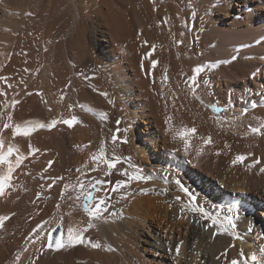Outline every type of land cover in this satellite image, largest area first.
Listing matches in <instances>:
<instances>
[{
	"label": "bare ground",
	"instance_id": "6f19581e",
	"mask_svg": "<svg viewBox=\"0 0 264 264\" xmlns=\"http://www.w3.org/2000/svg\"><path fill=\"white\" fill-rule=\"evenodd\" d=\"M2 1L9 4L13 3L14 6H19L23 3L21 0ZM159 1H163L164 6H162L158 0H129V3H124L122 0H75L76 6L74 7L75 4L72 5V7L70 5L68 8L72 13L74 10V21L73 23L71 21V26H74V30L69 32V38H71V40L68 43L66 42L68 45L66 49L65 47L63 48L65 50L62 52V56H58L55 52L57 48H55L56 50L54 51H52V49V52H49L51 54L47 52L48 50L45 51V49H47V43H51V39L49 40L47 36L54 34L57 39H61L62 35L63 38L65 37L63 34L64 27H60V25L66 20L61 24H59L58 21L57 25H59L60 29L55 28V30L53 28L54 33L52 34L50 33L53 32V30L51 31L52 28H49V31H51L49 35L46 31L41 32L46 28L44 29L41 24H38L43 28H40V30L42 29L39 31L40 34H44L45 38L42 40L37 34L42 41L40 39L36 40L38 42L40 41L41 44L37 42L39 45L37 43V45H34H36L35 47L38 46V48L41 45L39 54L42 60H39L38 52H36L38 55L36 57H38V59L36 58V60H34L33 57V60L30 59V55L28 56V53L25 54V50L24 54L28 56L30 60L26 59V61L22 58L23 61H21L18 58L19 56L14 55L15 57L11 56L13 58L11 60L9 59V61V57L6 56L8 54L7 52V54H5L6 57L3 56L2 63H0V76L6 77L7 83L0 81V113H3V116L0 117V127H2L5 118L7 121V116L9 114L13 115L12 121L14 124L18 123L23 125L27 121H34V119H29L31 118L29 114V118H27V112L34 109V103L37 101L39 102V100H37L39 97H42L44 100L45 98L48 99V106L44 107L45 105L42 104L44 106L41 107L38 105V107H44L43 109L47 108L49 113L45 121L44 119L39 120V118L34 122L41 121L42 123H50L52 119H68V117H66L67 115H65L67 111L65 110V114V111L62 112L64 109L62 106H67L63 104L68 102L64 101L65 103H62L63 100H60L62 93L66 90L63 91L62 89L64 88L62 80L69 72H73V70L78 71L79 69H85L87 71V73H84L87 79L84 78L83 74L78 75L81 72L76 73V76H82L84 79L80 77L79 82L75 85L77 95V100L75 99L77 101L75 108L78 107L80 111L82 110L88 120L91 121L93 119L95 121L97 119L100 121L102 126L103 124L106 126L107 123L100 116V113L106 111L109 116H113L115 111L116 114L119 115L116 119L121 120V123L118 125L120 128V139L115 144L111 142L113 130H108V126L110 127V125L105 128L104 132L106 135L104 137L95 135L94 132L96 131H94L92 133L94 136H98L97 140L96 137L92 138L95 140L91 142L88 140L90 138L84 141L83 138L81 139L79 137L74 139L72 137L74 140L72 141L73 144L70 143L71 145L65 142L66 137L63 138L64 129L67 125L62 123L57 124L52 129L37 128V130L29 136L13 137L11 129H9V131L3 130L2 133H0L5 141V151L8 145L17 146L20 152L25 155L29 152L30 145L33 148L39 149L37 153L29 157L24 164L13 173L14 179L12 182L15 187L11 190H6L7 195L0 197V215L15 213V215L11 216L10 220L5 222L4 229L0 230V261L6 260L11 254H17L16 252L20 253L21 259L23 260L30 256V252L23 253L19 248L25 244V238L28 237L31 229H33L34 223L37 220L36 217L40 213V210L36 209V202L33 203V201H35L33 199L34 194L31 193V176L36 171L43 169V166L44 169L47 168L49 161L53 162L45 175L47 186L45 209L47 212L50 211V213L55 215L60 212L62 206L63 208L67 206L69 211L66 213V217H64L67 218L72 225L74 223H79L81 227H84L87 224L86 219L88 216L82 209L83 200L81 198L77 201L75 199L77 193L72 192L71 188L69 189V193L72 194L73 199H68L67 196L69 193H66L65 199L60 200V193L63 185L65 183L75 185L78 181L86 182L90 177L111 180L113 184L116 181L126 179L122 174L123 169L128 168L130 174L134 170L125 159L127 157H131V164L136 165L142 170L141 174L145 176L150 175L152 179L146 182H132L126 189L127 192L131 193L127 199H118L120 194H112L113 208L110 209L109 212L113 210L118 212L122 209V216H111L109 213H105V219L96 220L100 227L97 228L102 229V231L100 230V234L101 232L102 234L105 233L106 236H104L106 238L109 237V241H111L110 238H112L111 243L116 246L115 248L119 251L117 253H120L125 261L127 259L129 263L136 264L131 260L132 257H135L137 262L142 261L145 264H226L225 258L217 260V256L226 249L228 250L227 260L239 258L241 250H243L245 255H250L252 252H257V254H259V245H264V172L260 171L261 168H264V137L246 135V129L243 130V134H239L240 129L239 131L237 130L239 122H243V118L247 121L246 118L249 120L253 115H251V118H249V115V117L246 115V118L245 116L240 117L241 120L239 119V122L234 119L233 115L236 117V114L242 111L244 108L242 106L244 102L242 101L243 99L246 101L250 95H253V89H258L259 92L264 90V73L263 75L261 73L254 74L255 80H251L253 74L250 73L249 75L241 71V66L243 65L242 60H240L241 58L230 65L232 69L230 72L226 71L227 66L221 63H219L220 65H218V68L215 70H213L214 68H210L213 70H210L211 72L207 69L209 65L208 67L206 65L205 71L200 73L198 77L197 83L199 87L194 96L191 89L185 83L187 80H184L191 77L194 74L195 67H197V64L192 65L190 59H193L196 55L197 48L201 47L204 49L203 47L207 46H203V43L206 37H209L215 29L220 32V37H218L219 41L216 39V45L214 46L212 44L216 47V50L220 48L217 46L220 45L221 41L225 44L226 41H229V37H231L234 32L232 29H239L237 23L231 20L230 17L232 15V0L229 1V8L228 6L226 7V5L223 6V4L221 7L219 4V6H216L213 2L207 4L208 0ZM255 1L262 2L261 0ZM27 2L26 0L25 3ZM65 2L66 7L67 4H69V0H65ZM234 2L236 3L237 0ZM29 3L26 5L29 6ZM22 5L25 4L23 3L21 6ZM182 6L186 7V13L181 11L183 10ZM161 8L170 10L171 13H180L181 15L184 14L188 16V19L182 18V20H187V23L190 22L188 27H185L183 23L184 25L182 24L181 26H184L185 30L183 28L184 31H182L181 26L179 27V24H177L181 17L180 14H176V21H178L176 23L178 25L176 29L173 27L172 29L166 27L165 24V27H160L159 25V27L156 25L155 28L150 27L147 23L148 20H152V16L154 19L153 24H160L157 23L158 21L155 22L154 17L157 14L156 11H159ZM31 9L32 8H30V10ZM250 9H252V7ZM197 10L203 12V14L201 12L203 17L202 20L206 22V19L207 22H209V24L206 22V25L209 27L205 25L201 27L200 24L199 27L198 24L192 27V23L195 22L192 19V13ZM236 10H241L239 4H236ZM0 14V19L2 20L3 12ZM6 15L7 14L4 16ZM174 16L175 14L172 19H174ZM156 17H158V15ZM5 18L9 21V17ZM198 18L196 20L199 21ZM47 19H49V17ZM18 20L20 21V19L14 20L11 18L9 23H20ZM215 23H220L227 27L217 29L215 28L216 26H214ZM251 23L252 21L250 20L249 24ZM22 24L23 22L21 25ZM246 24H248V21ZM17 25L21 28L20 24ZM17 25L15 26L17 27ZM62 25L67 26L65 23ZM23 26H25V23ZM31 26H34V24L29 27L31 28ZM201 29L203 30L201 31ZM240 29L242 31V28ZM23 30L24 29H22V31ZM26 30L25 32L27 33L28 30ZM247 30L250 32L246 33V35L250 33V35L254 36L255 34V36L260 37L264 35V22L256 24L253 29L250 27V29L248 28ZM208 31L209 33H207ZM204 32L206 33V37ZM238 32L236 31L233 36ZM34 33H38V31ZM45 34H47V36ZM19 35L17 36L19 37ZM197 35L199 36V40L195 39ZM27 36H29L28 33ZM37 36H34V34L33 37L31 36L34 42V37L37 38ZM239 36H237V38ZM23 37H26V34L23 35ZM41 37L43 36L41 35ZM14 38L15 41L17 37ZM26 39L22 41L26 42ZM144 41L148 43L145 45ZM179 41L183 42L179 43ZM210 43L208 44L209 48L213 47L210 46ZM28 44L29 43H27V45ZM51 44L54 45L53 43ZM19 45H17L16 48H18ZM57 45L55 47H57ZM152 45L156 46L155 52L150 59H144L145 55L151 50ZM22 47L27 51L28 47L24 48L26 44L22 43L21 49ZM16 48L13 50L16 51ZM38 48H36V50ZM50 48H52V46ZM11 49L9 48V50ZM260 50H262V48ZM22 51L23 50H21V52ZM16 52L17 55H19V52ZM217 53L220 54L221 52ZM25 55L23 57L27 58ZM151 59H155L159 63L156 69L149 74L148 70L150 68ZM196 59H193V61L195 60L196 62ZM142 63L143 68L141 67ZM203 64L206 63L204 62ZM200 65L198 64V66ZM165 70H167L168 80L162 83L161 80L165 74ZM69 74L72 75V73ZM21 79L24 81L23 84L20 83ZM68 79H71V77ZM153 79L155 82H153ZM204 80H209L211 82L210 85L206 86L203 83ZM90 81L94 82V86L90 84ZM8 84H11L13 87L8 88ZM247 86H249L250 91L245 92ZM36 88L42 90L41 92L43 93L40 94L41 92L39 93L37 90V92L34 91ZM58 88L62 90H58ZM242 90L246 93L244 97L241 95ZM33 91L37 96L33 94ZM5 92L7 93V97ZM103 92H107L108 96L102 95ZM28 93H31V95ZM43 96L46 97L44 98ZM242 97L243 99L241 100ZM42 98L40 99L44 101ZM12 99L20 101L14 109L10 107ZM201 99L203 100V104L206 103L208 106L216 104L221 108V112L216 113L210 107H208V110L202 109L203 105L199 103ZM109 100H111L112 103H109ZM222 101L224 103H222ZM173 102L175 103V107H173ZM5 103L9 105L8 108L4 107ZM70 103L74 105L72 102ZM33 104L34 106H32ZM108 106L110 108H108ZM69 107L67 106L68 110ZM41 108L38 110H41ZM89 109H91V111H89ZM262 109L254 110L255 112L252 111V113H259L258 115H263L262 118L264 119V111ZM249 110L248 113L250 112L251 114V109ZM45 111L46 109L43 110L44 113ZM201 111L205 112L207 115V117H203L204 120L207 118L206 122H204V120L202 122L201 120L202 115H205L203 113L201 115ZM29 113L31 114V112ZM33 113L36 115V111ZM71 113H75V111ZM239 116H241V114ZM256 117L259 118V116ZM251 120L249 122H251ZM228 121H234V123L229 125L227 123ZM88 123L90 124V122ZM93 123L95 125L97 122ZM193 125L197 128V133L191 138L188 153L185 154L184 141L179 138L177 133L182 131L184 127H192ZM82 126H84V124ZM91 127L89 129H91ZM71 128L72 127H70V129ZM232 128H234V130ZM125 129H127V132L124 131ZM86 133L88 132L86 131ZM209 134L213 138V143L203 146L200 137H207ZM125 136L127 137V143L122 142ZM174 136L176 137L175 139L173 138ZM86 140H88V142ZM102 144L105 145L109 155L114 153L115 156L121 158V162L112 170V174L109 177H104L103 173L106 170V166L102 163L100 164L99 170L89 171V169L96 166V162H94L91 157L93 153L99 151ZM58 147H60L62 151L61 154L66 153L68 156L66 160H63L64 163L61 162L62 164L59 163L60 159L58 157L60 155L57 157L58 151H56V148ZM201 148H203L201 154L197 155V152L200 151ZM217 152L220 154L217 155ZM249 152L254 155L249 157L243 164L232 165L231 161L236 155L247 154ZM254 159H259L261 163L259 165L253 164ZM85 165H87V167H84ZM63 167H65V169ZM61 168L64 169V175H61V173H63ZM76 169H81L87 175H81ZM60 170L61 172L59 173ZM6 172L7 167L0 166V173L6 174ZM203 172L204 174L208 172L206 174L207 176H203ZM63 176V181H57L51 189L48 188V184L52 183V179ZM176 179H180L185 186L189 187V189L197 195L196 203L199 208L203 209V212H192L191 209L188 208L181 214L180 208L183 203L187 202L188 197L182 193L175 184ZM201 179L205 180L204 185H206V187L204 188H202L199 183ZM141 189H148V192L142 193ZM165 189L167 190L166 192L164 191ZM230 190H234V192L236 190L234 195H230L232 196L231 199L228 195ZM97 195H99V193H97ZM178 195L181 196V201L179 202L175 200V197ZM58 204L60 205L59 207H57ZM229 207H238L240 210V218L237 221L236 231L241 238L236 239L232 235L226 233L216 235L215 238H213L215 227H206V225L211 224V221L205 220L204 212L219 215L223 218ZM37 224L39 223L37 222ZM250 226L253 227L252 233L247 231ZM180 241H183V244L180 247L179 255L176 256L174 250ZM233 244L235 247H231ZM169 248H171L172 251H169ZM29 249L30 248H28V250ZM49 252L50 251L39 259L40 264H49L46 259L49 257V254L54 258H58L57 256L60 254L52 252L51 254ZM91 253L94 254V252ZM102 253H100V257H103ZM106 254L108 256V253ZM109 254L112 255V253ZM95 255H90L91 257L88 258L87 261L85 259L86 262L84 261L83 264H95V261L98 263L100 262V264L105 263L106 260L100 261V259L103 260V258L99 259V254L95 253ZM114 255L116 254L112 256L114 257ZM112 256L107 260L111 261ZM115 257H118V255ZM115 260L119 261L117 258ZM122 260L120 259V261ZM22 262L23 261L20 260L19 264ZM58 262L60 261L58 260ZM142 262L139 263L142 264ZM117 263L119 264V262Z\"/></svg>",
	"mask_w": 264,
	"mask_h": 264
},
{
	"label": "rangeland",
	"instance_id": "374dc122",
	"mask_svg": "<svg viewBox=\"0 0 264 264\" xmlns=\"http://www.w3.org/2000/svg\"><path fill=\"white\" fill-rule=\"evenodd\" d=\"M28 2L27 3H25L26 2V0H21V2H23L25 5L26 4H28L29 2V6H31V7H29V6H25V5H22L21 6V4H23V3H21L19 6H14L13 5V3H6V2H3L2 0H0V13H2L3 12V14H2V16H3V19L1 20L0 19V54H1V57H0V63H2V59H3V56H5V54H7L6 56L7 57H9L8 58V60L10 59H12L13 57H15V56H19L18 58H19V60H21V61H23V59L24 60H26V59H28L29 57V55H30V59H32V57H33V59L34 60H36V58L38 59V57H36V56H38L39 55V60H42V59H40V51L41 50H39V48L41 47V45H40V47L38 48V46L37 47H35L39 42L38 41H36V40H39L40 38L43 40V38H45L44 37V34H40V32L39 31H41L43 28L45 29V30H42L41 32H43V31H46L47 32V34L49 35V32H51L52 30H53V32H51L50 34H52V33H54V29L55 28H59L60 29V27L62 26V27H64L63 29H64V32H66V33H64L63 32V34H64V38H63V35H62V40L61 39H57V37L54 35V34H52V35H50V36H47V34H45L47 37H49V40H50V42L51 43H53L54 45H52L51 43H47V52L49 53V52H52V51H54V50H56L55 48H57V51H55L57 54H58V56H62V52H64V50L67 48V43L68 42H70V40H71V38H69V36H70V33L69 32H71V30H74V26L72 27L71 25H72V23H73V21H74V15H73V13H74V10H73V13L72 12H70L69 11V6L71 5V7H72V5H74L75 4V0H69V4H67V6L65 7V5H66V2H65V0H31L32 1V4H31V1L30 0H27ZM33 1H34V4H33ZM122 1H124V3H129V0H122ZM206 1V0H205ZM209 1V0H208ZM207 1V4H209V3H211V2H213L214 3V5H216V6H219L220 5V7H221V5L223 4V6L224 5H226V7L228 6V8H229V4H230V0H227V2H226V0H220V2H219V0H212V1H209L208 2ZM215 1V2H214ZM234 1H236V0H232V5H231V8H232V11H231V20H233L234 22H236L237 23V27L239 26V29H232V31H234L233 32V35L235 34V32L237 31H239L235 36H231V37H229V41H226V44L223 42V41H221L220 42V45L219 46H217V47H220V48H217V50H216V47H214L215 45H216V43H217V40L219 41V38L218 37H220V32H218V31H216V29H215V31L214 32H212L211 33V35H209V37H206V31L204 32L205 33V37H206V40L204 41V43H203V46L205 45H207L206 47H203L204 49H202L201 47H199V48H197V50H196V58H195V56H194V58L193 59H196V62H195V60L193 61V59H190V62L192 63V65H196V66H198V64L200 65H203L204 67H206V65H207V67H208V65H209V68H207L208 69V71L209 72H211V71H213V70H215L216 68H218V65H220L219 63H221L222 65H226L227 66V68H226V71H232V69L230 68V65L231 64H233L237 59H240V60H242V63H243V65L241 66V71L242 72H244V73H246V74H249L250 75V73L251 74H253L252 75V77H251V80H255V75L254 74H257V73H261L262 75H263V73H264V35H262V36H255V34H254V36L253 35H250V33H249V35L247 34L246 35V33H248V32H250L249 30H247L248 28L250 29V27H252V29L256 26V24H258V23H263L264 21V0H261L262 2H258V1H255V0H237V2L235 3ZM158 2H160L161 3V5L162 6H164L163 4H164V2L163 1H159L158 0ZM218 2V3H217ZM246 2V3H245ZM219 4V5H218ZM236 4H239V7H241V10L240 11H238V10H236ZM246 4V5H245ZM248 4V5H247ZM259 4V5H258ZM76 6V4L74 5V7ZM197 6V5H196ZM250 6V7H249ZM24 7H26V8H28V9H26V8H24ZM252 7V9H250ZM255 7V8H254ZM21 8V9H20ZM30 8H32L31 10H30ZM243 8V9H242ZM182 9L183 10H181V11H183V13H186L185 11H186V7L185 6H182ZM185 9V10H184ZM248 9V10H247ZM52 12V13H51ZM53 12H54V14H53ZM157 12V14H156V16L158 15V17H154L155 18V22H157V23H160V24H156V23H154L153 24V22H154V19H153V16H152V20H148V23L147 24H149L150 25V27H156V25L158 26H160V27H162V26H164V24H165V26L166 27H170L171 29H172V27L174 28V29H176V27H178V25L177 24H179V27L184 23L185 24V22L187 21H185L184 19H188V16H186V15H181L180 13H171V11L170 10H167V9H159V11L157 10L156 11ZM198 12V13H197ZM201 12L202 11H199V10H197V11H195V13H196V18H195V22H194V24L195 25H197L198 24V27L201 25V27H204V25L207 27L208 25H206V22H207V20L205 19V21L206 22H203L204 20H202L203 19V17H202V14H203V12H202V14H201ZM28 13H32L31 15H29ZM169 13V14H168ZM199 13H200V15H199ZM247 13V14H246ZM5 14H7L6 16H4ZM48 14H49V16H48ZM71 14V15H70ZM167 16H166V15ZM175 14V16H174V19H172L173 18V15ZM176 14H180L181 15V17L180 16H178V17H180L179 18V23H177L178 21H176V18H177V15ZM1 15V14H0ZM9 15V16H8ZM51 15H52V17H55V18H52L51 17ZM53 15H55V16H53ZM201 16V17H199V16ZM49 17V19L52 21H50L49 19H47L48 17ZM167 18H166V17ZM185 16V17H184ZM245 16V17H244ZM5 17H9V21H8V19L7 18H5ZM46 17V18H45ZM64 17V18H63ZM67 17H69V18H67ZM199 17V18H198ZM5 18V19H4ZM11 18H13L14 20H17V19H20V21L18 20V22H20V23H17V24H20L21 25V23L23 22V24L21 25V28H20V26L19 25H17V24H15V23H13V22H11V24L9 23L10 22V19ZM149 18V19H150ZM158 20H157V19ZM169 18H171V19H169ZM182 18H184L183 20H182ZM199 19V21L198 20H196V19ZM24 19V20H23ZM26 19V20H25ZM44 19V20H43ZM47 19V20H46ZM54 19V20H53ZM64 19V20H63ZM163 19V20H162ZM166 19V21H167V23H163L162 21H164ZM193 19V18H192ZM6 20H7V22H6ZM46 20V21H45ZM62 20V21H61ZM66 20V21H65ZM160 20H161V22H160ZM178 20V19H177ZM180 20H182V21H180ZM252 21V23L251 24H249V21ZM49 23H48V22ZM58 21H59V24H61L63 21H65V22H63L62 24H66L67 26H63L62 24L60 25V27H59V25H57L58 24ZM71 21H72V23H71ZM170 21V22H169ZM185 21V22H184ZM247 21H248V24H246L247 23ZM16 22V21H15ZM44 22H47V23H45V24H43ZM57 22V23H56ZM146 22H147V18H146ZM188 22V21H187ZM199 22V23H198ZM202 24H201V23ZM255 22V23H254ZM24 23H25V26H26V28H25V26H23L24 25ZM56 23V24H55ZM169 23V24H168ZM177 23V24H176ZM190 23V22H189ZM188 23V24H189ZM205 23V24H204ZM17 25V27L15 26V25ZM28 24H29V26L30 25H33L34 24V26H31V28L32 27H35V26H37V27H35V28H30L29 26H28ZM37 24V25H36ZM41 24L42 26H43V28H42V26H39V25ZM55 25V27H54V25ZM183 24V25H184ZM193 24V23H192ZM200 24V25H199ZM207 24H209V22H207ZM216 24H218V25H216ZM53 25V26H52ZM148 25V26H149ZM168 25V26H167ZM210 25H211V23H210ZM28 26V27H27ZM58 26V27H57ZM158 26V27H159ZM164 26V27H165ZM214 26H216L215 28H217V29H223L224 27H227V26H224L223 24H220V23H215L214 24ZM248 26V27H247ZM250 26V27H249ZM23 27V28H22ZM209 27V26H208ZM212 27V26H211ZM19 30H18V29ZM28 28H30V29H28ZM40 28H42L41 30H40ZM49 28L51 29V31H49ZM54 28V29H53ZM153 28V29H154ZM183 28H184V26H181V29H182V31H184L185 30V28H184V30H183ZM240 28H242V31H241V29ZM22 29H24L23 31L25 32V30L27 31V33H28V35L29 36H27V33L25 32V34H26V37H23V35H25L24 34V32L22 31ZM36 29H39V30H36ZM47 29H48V31H47ZM246 29V30H245ZM34 30H36V31H34ZM56 30V29H55ZM244 30V31H243ZM21 31V32H20ZM37 32L38 31V33H34V32ZM246 31V32H245ZM45 32V33H46ZM217 32V33H216ZM241 32H242V34H241ZM31 33V34H30ZM184 33H186V32H184ZM207 33H209V31L207 32ZM8 34V35H7ZM20 34V35H19ZM22 34V35H21ZM33 34H34V36H37V34H38V36H40V38L37 36V38H35L34 37V39H35V42H34V40L32 39V37H33ZM36 34V35H35ZM203 34V33H202ZM213 34V35H212ZM17 35H19V37L17 36ZM41 35L43 36V37H41ZM239 35H241V36H239ZM20 36H22V37H20ZM32 36V37H31ZM51 36H53V37H51ZM55 36V37H54ZM203 36V35H202ZM216 36V37H215ZM237 36H239L238 38H237ZM14 37H17L16 38V40H17V42H16V40L14 41ZM236 37V38H235ZM242 37V38H241ZM21 38H23V39H26L25 41L26 42H24V41H22L23 39H21ZM31 38V39H30ZM52 38H53V41H52ZM11 39H13V40H11ZM40 39V40H41ZM214 39V40H213ZM217 39V40H216ZM261 39V40H260ZM30 40V41H29ZM32 40V41H31ZM41 40V41H42ZM46 40V39H45ZM55 40V41H54ZM67 40V41H66ZM69 40V41H68ZM208 40H209V42H208ZM213 40V41H212ZM60 41V42H59ZM62 41H64V42H62ZM19 42V43H18ZM38 42V43H37ZM58 42V43H57ZM67 42V43H66ZM205 42H206V44H205ZM208 42V43H207ZM211 42V43H210ZM213 42V43H212ZM228 42V43H227ZM22 43L23 44H26V47H24V48H27V51H26V49H23V47H22V49H21V46H22ZM27 43H29L28 45H27ZM32 43V44H31ZM37 43V44H36ZM60 43H62V44H60ZM210 43V46H213V47H211V48H209V44ZM20 44V45H19ZM34 44H36V45H34ZM40 44H41V42H40ZM58 44V45H57ZM60 44V45H59ZM64 44V45H63ZM213 44V45H212ZM222 44V45H221ZM17 45H19V47L18 48H16V46ZM33 45V46H32ZM39 45V44H38ZM57 45V47H55ZM242 45V46H241ZM10 46V47H9ZM15 46V47H14ZM23 46H25V45H23ZM32 46V47H31ZM52 46V48H50ZM226 48H225V47ZM11 49V50H9V48ZM54 47V48H53ZM65 47V49H63ZM17 49L16 51H18L19 53V55H17V52L16 51H14L13 49ZM23 50L22 52H21V50ZM35 50H34V49ZM36 48H38L37 50H36ZM48 48H50V49H48ZM206 48V49H205ZM209 48V49H208ZM262 48V50H260ZM33 49V50H32ZM53 49V50H52ZM199 49H201V50H199ZM208 49V50H207ZM220 49V50H219ZM24 50H25V54H27L28 53V56H26L25 54H24ZM29 50V51H28ZM32 50V51H31ZM52 50V51H51ZM60 50V51H59ZM62 50V51H61ZM205 52H204V51ZM207 50V51H206ZM223 50V51H222ZM221 52L220 54H218L217 52ZM3 52H4V55H3ZM7 52V53H6ZM12 52V53H11ZM21 52V53H20ZM32 52V53H31ZM36 52H38L37 54H36ZM46 52V53H47ZM22 53H23V55H22ZM30 53V54H29ZM33 53H35V54H33ZM201 53V54H200ZM207 53V54H206ZM49 54H51V53H49ZM61 54V55H60ZM242 54H243V56H242ZM9 55V56H8ZM15 55V56H14ZM20 55H22V56H20ZM26 56L27 58H25V57H23V56ZM211 55V56H210ZM216 55V56H215ZM225 55V56H224ZM5 56V57H6ZM11 56H13V57H11ZM207 56V57H206ZM233 56H235L236 57V59L235 60H232V57ZM241 56V57H240ZM21 57V58H20ZM203 57V58H202ZM212 57V58H211ZM217 57V58H216ZM18 58H16V59H18ZM23 58V59H22ZM192 58V57H191ZM200 58V59H199ZM202 58V59H201ZM207 58V59H206ZM211 60H210V59ZM7 59V58H6ZM30 59H28V60H30ZM32 59V60H33ZM7 60V61H8ZM9 60V61H10ZM15 60V59H14ZM38 60V61H39ZM207 60H208V63H207ZM219 61V62H217V61ZM8 61V62H9ZM18 61V60H17ZM27 61V60H26ZM198 61V62H197ZM213 61V62H212ZM226 61H231V62H226ZM255 61V62H254ZM6 62V61H5ZM18 62H20V61H18ZM201 62V63H200ZM206 63V64H203V63ZM215 62V63H214ZM195 63V64H194ZM19 64V63H18ZM20 64H22L21 62H20ZM20 64H19V67H20ZM211 64H215V65H217V66H213V65H211ZM210 65H211V67H210ZM258 65V66H257ZM253 66V67H252ZM259 66H260V68H259ZM194 67V66H193ZM213 69V70H211V69ZM258 68V69H257ZM237 69V68H236ZM81 69H79L78 71H74L73 70V72H69V73H72V75H70L69 73V75L67 74L66 76H65V78H63V80H62V85H63V87L64 88H62L63 89V93L62 94H66V95H64V99H63V102L62 103H65V102H68V103H66V104H63L64 106H70L69 107V110H68V108H67V106L66 107H63L62 106V108H64L63 109V111L62 112H64L65 110L67 111V113H66V111L64 112V114L65 115H67L66 117H68V119L69 118H71V116L72 115H75L77 118H78V122L76 123V125L75 126H73L71 129H70V127H68V126H66L65 127V129H64V133H63V138L64 137H66L65 138V142L69 145L70 143L71 144H73V140L74 139H76V138H83V140L85 141V139H88V138H90V139H88L90 142L91 141H94L92 138H95L96 137V140L98 139V136H100V137H104L106 134H105V132H104V130H105V128H107V126L108 125H110V127L108 126V130H113L112 132H113V134L115 133V131H116V127L118 126V125H116L117 123H116V121L117 120H119V119H116L117 117H119V115H117L116 114V112L114 111V113H113V116H109L108 114H107V112L106 111H104V113L106 112V114H107V116L109 117L107 120H105L106 121V123H107V125L105 126L104 124H103V126H102V123L100 122V121H98L97 119L94 121L93 119L90 121V120H88V118L87 117H85L86 115L83 113V111L81 112L80 111V109L78 108V107H76L75 108V104H77V95H76V89H75V85H77V83L79 82V78L80 77H82V76H78V75H84V78H85V74L84 73H87V71L84 69H82L83 70V73H82V70L80 71ZM211 70V71H210ZM238 70V69H237ZM77 72H81L80 74H78L77 76H76V73ZM71 77V79H68V78H70ZM83 78V77H82ZM83 78V79H84ZM184 78H186V77H184ZM183 78V79H184ZM184 80H188L187 78L186 79H184ZM74 81H75V83H74ZM68 82H70V84L68 83ZM91 83V85H93L94 86V82L93 81H90ZM93 83V84H92ZM67 84V85H66ZM66 85V86H65ZM61 86V85H60ZM37 87V86H36ZM62 90L61 88H58V90ZM38 91L39 93L42 91V90H40V89H38V88H36L34 91ZM33 91V94H35V92ZM36 91V92H37ZM247 91H250V89H249V86H247L246 88H245V92H247ZM243 90L241 91V95L244 97L245 96V93ZM256 92H259V90L257 89H253V95L251 96H249L248 98H247V100L246 101H244V99H243V97L241 98V100L243 99V101L242 102H244V104L242 105L243 107H245L246 106V104H245V102H248L249 104H250V101L251 100H257V102H258V107L257 108H255V109H252V108H250L249 107V109H251V114H250V112L247 114V116L249 117V118H251V115H253L252 116V120L251 119H249L248 120V118H246L247 116L246 115H244L245 116V118L247 119V121L246 120H244V118H243V122H241L240 120H241V118L240 117H243V116H239L240 114H241V112H239V113H237L236 114V117H235V115H233V117H234V119L236 120V118L237 117H239V119L240 120H237L238 122L240 121L241 123H242V126H241V123L239 122V127H238V131H239V129H240V131H239V134H243V130L244 129H246L247 130V125H249V124H254V125H256V126H258V123L259 122H261V120L263 121L264 119L262 118L263 117V115L262 116H260V115H258L257 113H255L254 114V110H257V109H262V107H263V111H264V104H259V101H260V99H261V97H259V96H256V95H254V93H256ZM6 93V92H5ZM43 92H41L40 94H42ZM249 93V92H248ZM13 94V93H12ZM36 96H37V94H35ZM27 96H29V95H27ZM40 96V95H39ZM38 96V97H39ZM6 97H7V93H6ZM44 98L46 97V96H43ZM40 98H42V97H39V99H37V100H39V102H41L42 100L40 99ZM43 99V98H42ZM76 99V100H75ZM44 100V99H43ZM45 100H46V102H45ZM45 100L44 101H42L41 103H39L38 101L37 102H35L34 104H35V106H34V104L32 105V106H34V109H33V107H32V111L30 110L29 112H31V114L29 113V112H27V118H29V115H30V117L31 118H29V119H34V121L35 120H37V119H39V120H41V119H44V121L46 120L45 118H47V116H48V109L47 108H45L46 109V111H45V113L47 114H45L44 112H43V110H45V109H43L44 107H46V106H48V99L47 98H45ZM61 100V99H60ZM65 101V102H64ZM43 102H45V103H43ZM70 102H72V104H74V105H71V103ZM76 102V103H75ZM200 104H201V102H199ZM222 103H224L223 101H222ZM42 104H44V105H42ZM38 105H40L41 107L42 106H44L43 108H41L40 106V108H41V110H38V109H40L39 107H38ZM101 105H103V104H101ZM107 105V104H106ZM201 105H203V108L202 109H204V110H208V105H206V103H202ZM245 105V106H244ZM17 107V106H16ZM61 108V109H62ZM66 108V109H65ZM73 108V109H72ZM78 108V109H77ZM108 108H110L109 106H108ZM75 109H77V110H75ZM36 111V115H34V113L33 112H35ZM38 110V111H37ZM209 110H210V108H209ZM243 110V109H242ZM75 111V113H71V112H74ZM80 111V112H79ZM211 111V110H210ZM250 111V110H249ZM252 111H254L253 113H252ZM39 112V113H38ZM70 112V113H69ZM103 112V111H102ZM33 113V114H32ZM202 113L203 114H205V112H202L201 111V115H202ZM260 113H262V112H260ZM14 114V113H13ZM29 114V115H28ZM116 116H115V115ZM212 114H215V113H212ZM239 114V115H238ZM257 114V115H256ZM264 114V113H263ZM200 115V116H201ZM216 115V114H215ZM255 115V116H254ZM33 116V117H32ZM40 116V117H39ZM256 116H259V118L258 117H256ZM12 117H13V115H12ZM203 117L205 118V117H207V115L205 114V115H202V117H201V120H202V122H203ZM255 117V118H254ZM6 119V118H5ZM4 119V122L3 123H5V122H8V123H14L13 121H6ZM87 119V120H86ZM259 121H258V120ZM261 119V120H260ZM13 120V119H12ZM38 120V121H39ZM251 120V122H249ZM33 121V122H34ZM121 121V120H120ZM207 121V118H206V120H204V122H206ZM41 122V121H40ZM88 122H90V124L88 123ZM93 122H97L95 125H94V123ZM252 122H258V123H252ZM82 123V124H81ZM100 123V124H99ZM109 123V124H108ZM113 123V124H112ZM78 124V125H77ZM84 124V126H82ZM86 125H87V127H86ZM120 125V124H119ZM253 125V126H254ZM92 126V127H91ZM114 126H116V127H114ZM68 127V128H67ZM80 127H82V128H80ZM91 127V129L93 130H91V129H89ZM112 127V128H111ZM119 127V126H118ZM230 127V126H229ZM78 128V129H77ZM98 128V129H97ZM104 128V129H103ZM231 128V127H230ZM229 128V129H230ZM87 129V130H86ZM94 129H96V130H94ZM233 130H234V128H232ZM236 129V128H235ZM242 129V130H241ZM74 130V131H73ZM77 130V131H76ZM89 130V131H88ZM91 130V131H90ZM101 130H103V131H101ZM5 131H9V130H5ZM4 131V132H5ZM72 131V132H71ZM81 133H80V132ZM86 131L88 132V133H86ZM94 131H96V132H94ZM98 131V132H97ZM75 132V133H74ZM85 132V133H84ZM91 132V133H90ZM92 132H94V134L95 135H98V136H94L93 135V133ZM101 132H102V134H101ZM74 133V134H73ZM80 133V134H79ZM66 136H65V135ZM76 134V135H75ZM90 134V135H89ZM92 134V135H91ZM102 136H101V135ZM104 134V135H103ZM69 135V136H68ZM88 135V136H87ZM71 136V137H70ZM77 136V137H76ZM93 136V137H92ZM70 137V138H69ZM74 139H73V138ZM102 139V138H101ZM88 140H86L87 142H88ZM59 144H60V142H59ZM70 144V145H71ZM59 148V149H58ZM58 148H56L57 150L56 151H58L57 152V157L60 159V161H59V163H64V159L66 160L67 159V155H66V153H64V154H61L62 153V151H61V149H60V147H58ZM61 151V152H60ZM66 155V156H65ZM63 156V157H62ZM57 158V159H58ZM63 158V159H62ZM58 159V160H59ZM62 160V161H61ZM61 163V164H62ZM64 166V165H63ZM43 169H41V170H38V171H36L31 177H32V187H31V193L32 194H34V197H33V199L35 200V205H36V209L37 210H40V213H39V215L36 217L37 218V220H36V222L34 223V227H33V229L34 228H36V226L38 225L37 224V222L39 223V224H41L42 222H44V221H48V223L46 224V226L44 225V227H43V229L42 230H38V234H39V236L41 237V238H43V240L42 241H37L36 243H34V244H32V243H29V244H26V241L24 242L25 244H23L22 245V247L21 248H19L20 249V251L21 252H23V253H25V251H22L25 247H27V251H26V253L27 252H30V256H29V258H26V259H21V261H23L21 264H30V262L31 261H33V260H35V258H36V256L37 255H40V258L41 257H43L46 253H48V251H50L49 253H60V254H58V258H54L53 256H51L50 254H49V257H47L46 259H47V261H48V263L49 264H83L84 263V261H85V259H86V261L88 260V258H90L92 255L94 256L95 255V253H97V254H99V256H98V258L100 259V258H103V260H101L100 259V261L102 262V261H104V260H106L105 261V263H103V264H114V261H115V264L117 263V262H119V264H131V263H129L128 262V260L126 259V261H125V259L120 255V253H117V252H119L118 250H117V248H115L116 246H114V244L113 243H111L112 242V238H110L111 239V241H109V237H105L106 235H105V233H103L102 234V232H101V234H100V230L102 231V229H98L97 227H99L98 226V224H97V221H95V227L93 228V229H90L88 232H86L85 233V237H88V238H91V240L93 241V242H96V241H99L100 243H101V248L99 249H97V248H93V247H91V246H89V244H87V243H85L84 245H82V246H80V245H76V246H74V247H66V248H64V249H61V250H58V251H55V250H51V249H47V248H44V249H41V252H42V254H38V252H37V249H40V245H41V242H43V243H47V240H46V236H47V233L51 230V229H53V228H55L57 225H61L62 226V230H63V232L65 233V239H66V232H67V229L69 228V227H72V228H78V227H81L80 225L81 224H79V223H74L73 225H72V223L70 222V221H68L67 220V218H65L66 217V213L69 211V209H68V207L67 206H64L65 208H63V206H62V209L60 210V212L59 213H56L55 215L53 214V213H50V211L49 212H47V210L45 209L46 208V201H47V197H45V195L47 196V186H46V172L44 171V166L42 167ZM64 169H65V167H63ZM40 169V168H39ZM62 169V168H61ZM64 169H62L63 170V173H61V175H64L65 174V172H64ZM205 170H207L206 168H204ZM40 171V172H39ZM42 171H44V172H42ZM38 172H39V174H38ZM61 172V170L59 171V173ZM45 173V174H44ZM208 172H205V174H204V172H203V176H205L206 174H207ZM41 174V175H40ZM40 176V177H39ZM207 176V175H206ZM43 177V178H42ZM64 177V176H63ZM37 178V179H36ZM40 181V183H39V181ZM36 183H35V182ZM45 182V183H44ZM34 183V184H33ZM200 185H201V187L202 188H204V187H206V185H204L205 184V180L204 179H201L200 180ZM45 185V187H44V185ZM34 185V186H33ZM41 186H43V187H41ZM40 187V188H39ZM40 190H39V189ZM46 188V189H45ZM38 189V190H37ZM44 189V190H43ZM45 191H46V193H45ZM37 193H42V197L39 199V200H37L36 199V195H37ZM231 193V194H230ZM236 193V190H235V192H234V190H230V192H229V198L231 199L232 198V196H230V195H234ZM43 198V199H42ZM41 202V203H40ZM220 202H222V201H220ZM219 202V203H220ZM38 206V207H37ZM43 210H44V212H43ZM63 212V213H62ZM64 212H65V215H64ZM45 213V214H44ZM36 214V213H35ZM48 214V215H47ZM52 214V215H51ZM57 214H59V215H57ZM61 214H63V215H61ZM32 215V214H31ZM50 215V216H49ZM53 216H54V218H53ZM63 216V217H62ZM65 216V217H64ZM61 217V218H60ZM64 218V219H63ZM66 221H68V222H66ZM86 221L88 222V218L86 219ZM63 222V223H62ZM110 222V221H109ZM35 224H36V226H35ZM78 226H77V225ZM48 226V227H47ZM83 227V226H82ZM45 228V229H44ZM97 228V229H96ZM100 228V227H99ZM31 231H32V229H31ZM45 232H46V234H45ZM104 232V231H103ZM105 235V236H104ZM104 236V237H103ZM107 239V241H106V239ZM108 242V243H107ZM113 245V246H112ZM78 246H79V248H78ZM83 246H85V247H83ZM109 247H111L112 249H114L113 251H109L108 250V248ZM28 248H30L29 250H28ZM33 248V249H32ZM70 248V249H69ZM74 248V249H73ZM83 248V249H82ZM87 248H89V249H87ZM104 250H103V249ZM67 251H66V250ZM97 249V250H96ZM102 249V250H101ZM46 250H47V252H46ZM86 250H87V252H86ZM92 250V251H91ZM101 250V251H100ZM19 251V250H18ZM62 251H64V252H62ZM89 251V252H88ZM100 251V252H99ZM91 252H94V254L93 253H91ZM99 252V253H98ZM103 252V253H102ZM108 253V256H107V254L106 253ZM16 253H18V252H16ZM51 253V254H52ZM87 253V254H86ZM88 253H89V255H88ZM100 253H102L103 255V257H100ZM109 253H112V255L113 254H116V255H114V257L111 255V254H109ZM33 255V256H32ZM81 255V256H80ZM91 255V256H90ZM106 255V256H105ZM118 255V257H115V256H117ZM121 256V258H120V256ZM13 256V257H12ZM15 256H16V254L14 253V254H11V255H9L8 256V258H6V260H2V261H0V264H14V258H15ZM66 256V257H65ZM87 256V257H86ZM95 256H97V255H95ZM112 256V258H111V261L109 260H107L108 258H110ZM32 257V258H31ZM75 257V258H74ZM77 257V258H76ZM79 257V258H78ZM80 257H81V259H80ZM86 257V258H85ZM107 257V258H106ZM31 258V259H30ZM39 258V259H40ZM75 260H74V259ZM83 258H84V260H83ZM105 258V259H104ZM118 259L119 261H116L115 259ZM135 257H132V261H134L136 264H140L142 261H138L137 262V259L135 260L134 259ZM10 259V260H9ZM28 259H29V262H28ZM63 261H62V260ZM69 259V260H68ZM120 259L122 260V261H120ZM134 259V260H133ZM58 260L60 261V262H58ZM68 260V261H67ZM139 260V259H138ZM85 261V262H86ZM10 262V263H9ZM45 262H46V260H45ZM61 262H63V263H61ZM78 262V263H77ZM109 262V263H108ZM125 262V263H124ZM140 262V263H139ZM95 264L97 263V264H100V262L98 263V262H94ZM36 264H40V260H38V261H36ZM43 264V263H42ZM118 264V263H117ZM142 264H145V263H143L142 262ZM147 264H149V263H147Z\"/></svg>",
	"mask_w": 264,
	"mask_h": 264
},
{
	"label": "snow or ice",
	"instance_id": "6c2138e0",
	"mask_svg": "<svg viewBox=\"0 0 264 264\" xmlns=\"http://www.w3.org/2000/svg\"><path fill=\"white\" fill-rule=\"evenodd\" d=\"M31 15L32 13H28ZM193 21L196 18V13H192ZM163 23H167L166 20L162 21ZM185 27H188L187 21L185 22ZM192 27H195V24H192ZM203 29H201L202 31ZM183 35V34H182ZM196 40H199V36L197 35L195 37ZM183 41H179V43H182ZM148 42L144 41V44L146 45ZM156 46L152 45L151 50L145 55L144 59H150V57L155 52ZM47 51V49H45ZM236 57L233 56L232 60H235ZM231 62V61H226ZM159 62L155 59L150 60V68H149V74H151L157 67V64ZM141 67L143 68V63L141 64ZM205 71V67L203 65L197 66L194 69V74L188 78L187 81H185L186 85L191 89L192 94L195 96L197 92V88L199 87V84L197 83L198 77L200 73ZM87 79V77H85ZM168 76H167V70H165V74L162 77L161 82H167ZM0 81H4L7 83V78L0 76ZM153 82L155 80L153 79ZM21 84L24 83L23 79L20 81ZM203 83L208 86L210 85L209 80H204ZM70 84V82H69ZM8 88H12L13 86L11 84L7 85ZM26 86V85H25ZM31 95V93H28ZM6 95V93H5ZM64 95L62 94L60 99H64ZM102 95L108 96L107 92H103ZM175 95V94H174ZM254 95L261 97L259 104H264V90L260 92L254 93ZM109 103H112L111 100L108 101ZM201 103H203V100H200ZM20 101L17 99H12L10 107L15 108L17 104H19ZM246 106L243 108L241 112V116L247 115L249 111V107L252 109H255L258 107L257 100H251L250 104L248 102H245ZM5 108H8L9 105L5 103ZM83 107V106H82ZM173 107H175V103L173 102ZM214 112L220 113L221 108L218 107L216 104H212L209 106ZM226 110V109H225ZM91 111V109H89ZM3 116V113H0V117ZM100 116L107 120L108 116L106 113L101 112ZM13 117L11 114L7 116L8 121H12ZM236 120H239V117L236 118ZM78 122V118L73 115L69 119H52L50 123H42V122H33V121H27L23 125L21 124H14V123H3L2 127H0V133H2L3 130H12L13 137L17 136H29L31 133L37 130V128L40 129H52L57 124H65L68 127H73ZM117 125L121 123L120 120L116 121ZM229 125H232L234 121H228ZM247 131L246 135H253V136H262L264 137V121H261L258 126H252L251 124L247 125ZM127 132V129L124 130ZM197 133V128L193 125L192 127H184L182 131L178 132L177 135L179 138H181L184 141V152L185 154L188 153L189 146H190V140L193 136H195ZM176 138L175 136L173 137ZM120 139V128L117 127L115 133L111 137V142L115 144ZM200 139L203 142V146L211 145L213 143V138L209 134L207 137H200ZM123 143H127V137L125 136L123 138ZM29 152L27 155L22 154L19 150V148L15 145H8L7 150L5 151V141L3 139V136L0 135V166H6L7 172L6 174L0 173V197L6 196L7 191L11 190L15 187L13 184V173L16 171V169L20 168L22 164L31 156H33L35 153L39 151L37 148L29 146ZM203 148H201L200 151L197 152V155H200ZM220 153L217 152V155ZM254 154L249 152L247 154H238L235 156V158L231 161L232 165L237 164H243L246 160L249 159V157H252ZM91 159L96 162V166L92 169H89V171H97L99 170L100 164L106 166V170L104 171L103 175L104 177H109L112 174V170L117 167V164L121 162V158L118 156H115L113 153L112 155H109L107 153L106 147L104 144L101 145L99 148V151L97 153H93ZM127 162L131 165V168L134 169L131 174L129 173V169L125 168L123 169L122 174L126 177V179L116 181L114 184L111 180L106 179H96L95 177H90L87 179V181H78L75 185H69L65 183L63 185L62 191L60 193V200L65 199V194L69 193V189L71 188L72 192L77 193L75 196V199L79 201L81 198L83 200L82 203V209L88 216V222L86 226L80 227V228H72L69 227L66 232V239H65V233L61 232L59 235H54L56 232V229H51L46 236L47 243L41 242L40 249H37V252L42 254L41 249L47 248V249H55V250H61L66 247H74L76 245H83L85 243L89 244L93 248H100L101 243L99 241L93 242L91 238L85 237V233L88 232L90 229H93L95 225V221L99 219H105L104 214L109 213L111 216H122L123 210H119L118 212L113 210L109 212L110 209L113 208L112 200L113 195L112 194H120L118 199H127L131 193L127 192L126 189L131 185L132 182H140V181H148L152 179V176H145L142 173V170L137 167L134 164H131V157L125 158ZM52 161L48 162L47 168L44 169L46 172L48 168L52 166ZM261 161L259 159H254L253 164L259 165ZM84 167H87L85 165ZM78 173L81 175H87L84 173L81 169H76ZM261 172H264V168L260 169ZM43 178V177H42ZM64 177H57L52 179V183L48 184V188L51 189V187L57 182V181H63ZM175 184L179 187L180 191L184 193L188 200L187 202L183 203L180 212L181 214L184 213L185 209L190 208L192 212L201 211L203 212L202 208H199L197 205V195H195L189 187L185 186L180 179L175 180ZM43 187V186H42ZM167 191L166 189L164 190ZM142 193H147L148 189H141ZM99 193V195H97ZM42 193H37L36 199L39 200L41 198ZM68 199H73L72 194H68ZM176 201H181V196L175 197ZM118 202V201H117ZM35 203V201H33ZM60 205L58 204L57 207ZM15 215V213H12L10 215H0V230L4 229L5 222L10 220L11 216ZM182 218V217H181ZM204 218L205 220H210L211 224L206 225L208 226H214L215 231L213 233V238H215L216 235L220 234H230L234 238L239 239L241 237L237 234V221L240 218V210L238 207H229L223 216L221 218L219 215H213L208 212H204ZM48 221H44L41 224H38L36 228L32 229V231L29 233L28 237L25 238L26 244L29 243H36L37 241H42L43 238H41L38 234V230H42L44 225H46ZM247 231L249 233L253 232V227H248ZM183 244V241H180L176 247H175V255L178 256L180 253V247ZM231 247H235V245H231ZM109 251H113L111 247L108 248ZM22 251H27V247H25ZM169 251H172L171 248H169ZM228 256V250L226 249L224 252H221L219 256H217V260H220L221 258H225L226 264H264V245H259V254L257 252H252L250 255H245L243 250H241L240 257L239 258H233L231 260H227ZM40 258V255H37L35 260L31 261L30 264H36V261H38ZM21 260V255L18 252L14 258V264H19V261Z\"/></svg>",
	"mask_w": 264,
	"mask_h": 264
},
{
	"label": "water",
	"instance_id": "95a60500",
	"mask_svg": "<svg viewBox=\"0 0 264 264\" xmlns=\"http://www.w3.org/2000/svg\"><path fill=\"white\" fill-rule=\"evenodd\" d=\"M55 229H56V232L54 233V235H59L61 232H63L61 225H57ZM51 250H55V249H51ZM55 251H58V250H55Z\"/></svg>",
	"mask_w": 264,
	"mask_h": 264
}]
</instances>
